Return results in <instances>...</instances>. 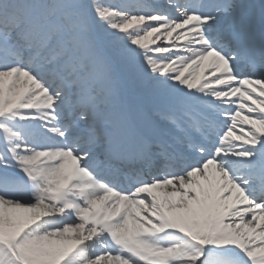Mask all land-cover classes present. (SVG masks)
Masks as SVG:
<instances>
[{
    "label": "snow or ice",
    "instance_id": "1",
    "mask_svg": "<svg viewBox=\"0 0 264 264\" xmlns=\"http://www.w3.org/2000/svg\"><path fill=\"white\" fill-rule=\"evenodd\" d=\"M0 264H264V0H0Z\"/></svg>",
    "mask_w": 264,
    "mask_h": 264
}]
</instances>
